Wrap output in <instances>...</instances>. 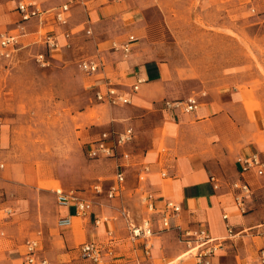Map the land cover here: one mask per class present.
Instances as JSON below:
<instances>
[{
  "label": "rangeland",
  "instance_id": "obj_1",
  "mask_svg": "<svg viewBox=\"0 0 264 264\" xmlns=\"http://www.w3.org/2000/svg\"><path fill=\"white\" fill-rule=\"evenodd\" d=\"M248 1L113 0L116 11L131 8L143 15L134 30H129V21L115 28L124 30L125 37L135 36L138 62L160 63L163 68V96L154 109L149 105L153 110L141 124V134L135 133L133 146L145 151L146 130L164 118L165 101L188 96L197 99V109L208 106L209 114L217 116L219 132H213L208 143L228 166L245 156L237 154L246 147L241 143H249L251 138L264 142V129L254 120L260 112L264 115V0ZM72 48L71 41L62 49V56L58 52L56 59L41 66L34 53L42 46L29 45L20 50L12 69L0 64V126L4 132L11 126L14 135L11 148L0 151V163L4 164L0 169V240L7 242L0 244V258L13 264L20 263L29 237L40 239L46 255L51 245L63 248L67 228L56 225L53 189L81 192L92 201L95 211L105 203L104 193L112 184L113 161L87 154L88 142L113 128L108 123L111 108L98 103L78 66L80 58L90 53ZM164 133L162 128L160 135ZM154 144L161 154V137L155 136ZM126 176L123 198L124 204L131 206L128 188L135 179L134 174ZM261 178L264 181V175ZM95 185L102 191L95 193ZM135 192L140 195V188ZM111 201L119 205L118 199ZM132 206L137 211L138 202ZM74 219L76 253L72 264H93L79 251V244L87 238L82 228L86 220ZM252 231L234 237L240 254L231 255L226 264H260L257 251L264 247V222ZM121 238L131 246L126 234ZM118 248L120 245L114 247Z\"/></svg>",
  "mask_w": 264,
  "mask_h": 264
},
{
  "label": "crops",
  "instance_id": "obj_2",
  "mask_svg": "<svg viewBox=\"0 0 264 264\" xmlns=\"http://www.w3.org/2000/svg\"><path fill=\"white\" fill-rule=\"evenodd\" d=\"M18 1L21 0H0V35L4 33L17 35L20 42L13 58L9 62L5 61L0 64L12 69L21 55L20 50L34 44L42 46V50L35 52L34 57L43 52L50 61L57 58L55 55L58 52L62 56V49L66 48L65 43L68 40L69 43L72 41V51L81 52V54L90 53L80 58L81 60L96 56L100 59V66L96 73L88 75L80 69L88 78V87L92 89L95 98L96 91L105 92L107 88H114L118 93L125 94L130 98L128 103L117 105H110L105 101L98 100V103L110 106L108 123L113 128L101 131L98 137L88 142V146L104 131L115 134L126 127H132L134 134L136 132L141 134V124H144L146 118H149L156 100L163 96L164 90L160 89V86L165 84L162 79L163 68L160 63L140 64L138 62L134 51L136 38L130 54L126 57L120 50L112 49L113 43H121L129 35H133L123 36L125 31H116L117 25L121 26L129 21L128 23L132 26L129 30H134L142 23L141 12L131 8L116 11L113 0H107V3H104L103 0H74L68 11L67 24L60 25L50 16L43 22L38 18L22 21L15 9ZM28 1L40 5L43 9H51L65 0ZM86 29L91 30V35L85 33ZM67 30L71 33L68 40L62 35ZM49 34L58 41L59 47L50 49L44 44V38ZM114 38L120 39L114 40ZM138 81L140 82L138 83ZM134 84H138L136 91L132 89ZM149 105H152L153 109H149ZM161 111L164 112V118L160 120V124L158 126L150 125L146 130L148 140L145 143L147 146L145 151L132 145L136 139L134 136L132 142L117 150L118 154L128 152L130 154L128 161L121 157L109 158L113 161L115 169L111 180L112 184L118 162L124 163L125 181L123 187L126 183V175L134 174L135 182L128 188L132 191L129 197L131 206L124 204V187L121 197L108 198L104 193V204L97 205L95 211L92 207L93 213L91 212L87 217L73 216L72 220H75L74 218L86 220L82 224L87 236L85 241H95L103 246L104 264H196L195 250L188 252L189 247L181 240L180 229L191 231L205 229L212 238L227 237L223 246L217 249L210 259V264H226V259L231 255L240 254L241 247L237 246L234 237L240 234H242L241 237H244L245 230L254 232L255 228L262 226V222H264V207H262L264 204V181H262V175L257 176L253 171L245 174L244 178L250 185L251 193L247 196L246 201L248 211L240 214L234 203L231 188V182L237 178L240 179V164L233 162L231 166H228L216 153L212 152L208 143L211 142L208 140L212 139L211 134L219 132L217 116L209 114L211 109L208 106L199 107L193 112H168L163 109ZM254 120L259 129H264V115L261 112ZM147 123L149 124L148 121ZM150 123H154V120ZM162 128L165 133L161 136ZM2 131L0 126V151L11 148L14 136L11 126L9 132L8 130L7 132ZM155 136L162 139L164 148L161 154L156 152ZM256 139L251 138L248 140L249 143L247 141L241 143L246 147L244 150H237L238 156H246L252 152L264 155L262 154L264 153L262 152L264 142L259 138ZM254 141L259 143L255 144ZM0 164H2L1 169L4 164ZM142 166L148 167L149 172L145 174L143 181H139L138 174ZM161 171L166 175L159 176L158 173ZM211 175L219 179L218 188L213 187V183L210 181ZM138 188H140V195L135 192ZM144 192H148L152 196L154 205L152 210H148L141 202L140 198ZM79 193L86 198L81 192ZM114 199L119 200L118 206H114L112 203L111 200ZM135 200L138 202V206L135 208L137 211L134 212L132 205ZM167 201L178 204L180 210L174 212L172 209L165 208L164 203ZM121 206L133 210V213L130 212L137 223L144 218L150 220L153 232L146 239L149 242L147 249L144 246L145 239L130 237L125 222L119 215ZM57 213L59 217L67 213L72 214V210L57 206ZM164 214H168L169 228L162 227L161 218ZM224 214L228 215L227 220L223 218ZM95 219H99L97 224ZM73 222L65 230L67 236L63 248L51 245L46 255L42 250L41 241H39L40 253L49 259L51 264H72V258L76 253V250L73 249L75 243ZM226 224L231 226L230 235ZM125 234L131 243L129 247L121 238ZM0 244L7 245V242L0 240ZM116 245H120L118 250L114 249ZM192 251L194 252L192 253ZM24 253L19 264H22ZM184 253H188L187 258H183L186 255L182 257ZM0 256L2 255L0 254ZM7 260L9 259L0 258V264H13Z\"/></svg>",
  "mask_w": 264,
  "mask_h": 264
},
{
  "label": "built area",
  "instance_id": "obj_3",
  "mask_svg": "<svg viewBox=\"0 0 264 264\" xmlns=\"http://www.w3.org/2000/svg\"><path fill=\"white\" fill-rule=\"evenodd\" d=\"M74 0H65L61 4L51 8L43 9L40 5L28 1L21 0L16 4L15 9L20 15L21 20H29L30 18H38L41 22L45 21L49 16L58 24L65 25L68 22V11L71 8V4ZM256 1V0H249ZM85 33L90 35L91 30L86 29ZM62 35L68 40L71 37V33L67 30L62 33ZM135 37L129 35L121 43H113L112 49L120 50L122 54L126 57L130 54L133 48V42ZM44 44L52 49L59 47L58 41L52 35H46L44 38ZM20 45L19 37L13 34H1L0 35V63L9 62L13 58V54L18 49ZM66 47L70 46L69 40L65 43ZM35 61L41 65L46 66L49 64V59L46 54L41 52L35 55ZM100 66V59L96 57L82 59L79 62V68L86 74L92 75L96 73ZM140 81H138L139 83ZM132 89L136 91L138 89V84H134ZM96 99L99 101H105L110 105L125 104L130 101V98L125 94H120L114 88H107L105 92L96 91ZM165 109L167 111H181V112H193L197 109L198 102L194 96H188L185 100H168L165 101ZM134 131L132 127H126L122 131L115 134L111 132L104 131L100 134L99 138L94 140L89 144L87 149V154L91 158H117L121 157L125 161L130 159V154L128 152L117 153L118 148L132 142L134 139ZM237 162L240 164L239 176L240 179H235L231 182V188L233 191V200L240 214H244L248 211L246 201L247 196L251 193V188L249 183L245 180V174L249 171H253L257 176L264 175V155L258 152H252L244 157H239ZM2 167V164H0ZM117 171L115 174V179L112 185H110L105 191L108 198H114L120 196L124 189L123 183L125 181L124 175V163L118 162ZM149 172L148 167L142 166L139 174L138 180H142L145 174ZM163 177L166 175L165 172H160ZM210 181L213 183L214 188H218L219 179L211 175ZM95 193L102 191L100 185H95L93 187ZM54 198L57 206L62 208H68L72 210V214L67 213L60 215L57 218L56 224L59 228H67L72 225L73 216L85 218L92 212L93 203L91 200L84 198L79 191L75 189H63L61 187L53 189ZM141 202L146 206L148 210L154 208L152 196L148 192H144L141 196ZM165 208L172 209L174 212L180 210V206L173 202L167 201L164 203ZM119 215L123 218L126 229L132 238H143L144 246L147 249L149 247V242L146 240L152 234V227L149 219H142L137 223L132 216L130 210L121 206L119 209ZM223 218L227 220L228 215L224 214ZM99 219H95L97 224ZM161 223L163 228H169L170 222L168 214H164L161 218ZM229 235L231 234V226L226 224ZM181 240L189 247L188 252L195 250L194 256L196 259V264H210L211 256L214 252L223 246V242L227 237L223 238H212L210 237L205 229H200L197 231L180 229ZM40 239L36 236L29 237L25 240V253L23 257L22 264H49V261L40 253L39 249ZM80 254L83 258L90 260L93 264H104V248L95 241H85L79 246ZM258 261L260 264H264V247L260 248L258 251Z\"/></svg>",
  "mask_w": 264,
  "mask_h": 264
},
{
  "label": "bare ground",
  "instance_id": "obj_4",
  "mask_svg": "<svg viewBox=\"0 0 264 264\" xmlns=\"http://www.w3.org/2000/svg\"><path fill=\"white\" fill-rule=\"evenodd\" d=\"M187 254H188V253H184V254H182V257L185 256V255H187Z\"/></svg>",
  "mask_w": 264,
  "mask_h": 264
}]
</instances>
